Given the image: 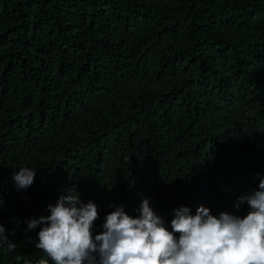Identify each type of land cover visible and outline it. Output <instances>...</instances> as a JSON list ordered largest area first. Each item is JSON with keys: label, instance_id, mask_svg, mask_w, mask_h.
Listing matches in <instances>:
<instances>
[{"label": "trees", "instance_id": "obj_1", "mask_svg": "<svg viewBox=\"0 0 264 264\" xmlns=\"http://www.w3.org/2000/svg\"><path fill=\"white\" fill-rule=\"evenodd\" d=\"M261 179L264 0H0V264L48 259L27 222L70 192L94 235L145 198L171 230L180 207L245 216Z\"/></svg>", "mask_w": 264, "mask_h": 264}, {"label": "clouds", "instance_id": "obj_2", "mask_svg": "<svg viewBox=\"0 0 264 264\" xmlns=\"http://www.w3.org/2000/svg\"><path fill=\"white\" fill-rule=\"evenodd\" d=\"M34 177L35 170L25 166L11 179L17 189H26ZM237 200V212L248 206L243 217L229 212L216 216L204 206L192 214L180 207L169 230L145 198L138 217L115 206L105 217L103 231L94 235L97 205L70 192L48 205L50 215L31 218L27 231L41 226L35 247L53 264H264V179L257 190ZM5 244L10 252L16 247L0 223V248ZM48 259L39 264H48Z\"/></svg>", "mask_w": 264, "mask_h": 264}]
</instances>
